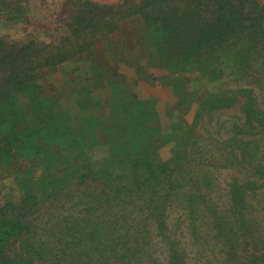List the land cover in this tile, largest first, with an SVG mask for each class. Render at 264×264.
<instances>
[{
	"label": "trees",
	"instance_id": "16d2710c",
	"mask_svg": "<svg viewBox=\"0 0 264 264\" xmlns=\"http://www.w3.org/2000/svg\"><path fill=\"white\" fill-rule=\"evenodd\" d=\"M70 2L60 39H0V180L19 191L0 203V264H264V154L251 145L264 133L263 0ZM128 19L135 34L116 49ZM74 60L88 65L72 94L46 92L40 70ZM118 60L142 77L166 69L172 115L195 106L193 121L165 127ZM232 105L221 132L215 114ZM168 142L170 161L156 160ZM219 170L237 174L216 203Z\"/></svg>",
	"mask_w": 264,
	"mask_h": 264
},
{
	"label": "rangeland",
	"instance_id": "374dc122",
	"mask_svg": "<svg viewBox=\"0 0 264 264\" xmlns=\"http://www.w3.org/2000/svg\"><path fill=\"white\" fill-rule=\"evenodd\" d=\"M5 1L6 0H0V39L13 43L28 39L36 40L40 43L60 39L65 29V21L73 12V6L70 0H13V3H18L22 6V11L21 15L17 13L18 16L16 20H12V17H10L12 14L7 13L8 8H6V4H4ZM93 1L117 4L121 0ZM136 21L137 19L134 21L128 19L121 22L120 28L115 34L117 38L115 45L116 49L125 44L130 36H134L133 25ZM105 45L106 43H101L100 50ZM115 58H117V56H115ZM117 64V70L127 75L129 79H132V88L139 96L144 98L152 97L154 99L155 105L161 115V122L165 124V127L169 128L172 123L177 121L182 122L185 120L188 123L193 121L195 106L182 112L180 117L172 115L174 112L172 107L175 103L174 92L169 85L162 83V80H160V78L167 73L166 69L147 64L145 70L146 74L142 77L137 76L133 65H130L128 62L126 64L118 60ZM87 65L88 63L86 61L74 60L56 66L43 67L39 72V81L46 92L55 93L64 88L69 89L70 93L72 87L77 86L74 80L78 78V74H80L78 72L80 70L84 71ZM256 89L258 90V87H256ZM68 95L70 97V94ZM235 114H238V110L233 105L225 107L221 112H217L215 114V119L219 120V126L217 128H219L221 132L227 130L228 128L223 126V122L227 118L229 122H225V125L227 127L228 124L231 127V123L236 119ZM196 129L198 133L202 132V128L199 126H196ZM258 133L259 134L253 135V137L258 138V140L255 142V145L252 143L251 145L255 147L257 154L262 156L264 154V133L260 131ZM244 138L253 139L250 137V134L244 135ZM258 143L260 144L259 147L257 146ZM154 156L158 161L169 162L172 156V145L169 142L163 143L156 149ZM234 174H237V172L228 170L214 172V183L212 185L213 194L210 195V200L216 203L222 202L219 197H224L227 191L226 186L232 180ZM18 192L10 177H5L0 180V203L9 198L17 200L19 196ZM263 197L264 194L259 196V198ZM176 214L177 212L171 214L173 221ZM181 240H186L181 242L187 248L188 254L195 255L201 252L192 246L188 235L181 237Z\"/></svg>",
	"mask_w": 264,
	"mask_h": 264
}]
</instances>
